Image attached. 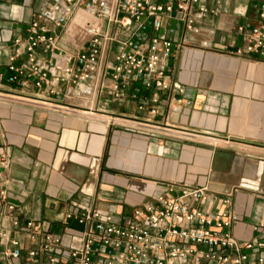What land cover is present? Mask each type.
<instances>
[{"label":"crops","instance_id":"obj_1","mask_svg":"<svg viewBox=\"0 0 264 264\" xmlns=\"http://www.w3.org/2000/svg\"><path fill=\"white\" fill-rule=\"evenodd\" d=\"M46 2L0 0V64L17 25ZM262 3L208 0L214 12L172 64V79L190 103L162 93L152 114L138 111L132 99L113 101L114 116L104 118L0 102V142L11 158L4 184L20 217L66 233L67 210L96 208L117 221L172 186L207 185L232 195L239 215L232 234L251 238L264 213V56L235 50L247 42L250 26L264 24Z\"/></svg>","mask_w":264,"mask_h":264},{"label":"built area","instance_id":"obj_2","mask_svg":"<svg viewBox=\"0 0 264 264\" xmlns=\"http://www.w3.org/2000/svg\"><path fill=\"white\" fill-rule=\"evenodd\" d=\"M212 12L208 0H48L7 40L0 102L104 118L114 116L113 101L132 99L152 114L162 93L190 103L172 64ZM235 52L264 56V24L250 26ZM10 165L0 142V264H264V213L251 238L237 239L230 193L172 186L117 221L96 208L67 210L65 233L20 217L4 184Z\"/></svg>","mask_w":264,"mask_h":264},{"label":"rangeland","instance_id":"obj_3","mask_svg":"<svg viewBox=\"0 0 264 264\" xmlns=\"http://www.w3.org/2000/svg\"><path fill=\"white\" fill-rule=\"evenodd\" d=\"M0 20H1V17H0ZM4 20V19H3Z\"/></svg>","mask_w":264,"mask_h":264}]
</instances>
